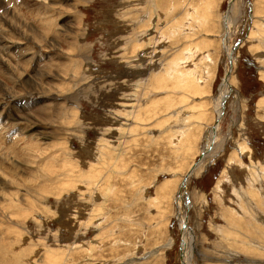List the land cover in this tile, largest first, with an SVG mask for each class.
Here are the masks:
<instances>
[{
    "label": "rangeland",
    "instance_id": "374dc122",
    "mask_svg": "<svg viewBox=\"0 0 264 264\" xmlns=\"http://www.w3.org/2000/svg\"><path fill=\"white\" fill-rule=\"evenodd\" d=\"M179 211L264 264V0H0V264H181Z\"/></svg>",
    "mask_w": 264,
    "mask_h": 264
},
{
    "label": "bare ground",
    "instance_id": "6f19581e",
    "mask_svg": "<svg viewBox=\"0 0 264 264\" xmlns=\"http://www.w3.org/2000/svg\"><path fill=\"white\" fill-rule=\"evenodd\" d=\"M228 15L229 16H231V9H230V11H229V13H228ZM15 16V15H14ZM225 25H228V23H225ZM231 25V24H230ZM13 26V25H12ZM225 46H226V49H227V53H228V57H230V54H229V48L227 47L228 45L227 44H225ZM229 85H228V83H227V79H225V82H224V84H223V86H222V88H221V97H220V99L219 100H217V103H216V109H215V112H216V114L217 115H219L218 116V121L220 120V118H221V114H222V111H223V109H224V106H223V104H222V102H223V100L225 99V95H226V90H224V88H226V87H228ZM224 103V102H223ZM225 105V104H224ZM217 128L218 127H216V131H217ZM210 134V140L211 139H213V137H214V135H215V128L213 129V130H211L210 132H209ZM211 142V141H210ZM208 147H207V149H206V152L207 151H210V146H209V144L207 145ZM205 152V151H204ZM206 152H205V154H206ZM208 154V153H207ZM211 158L212 156L211 155H205V158L204 159H206V158ZM203 158V157H202ZM204 162V161H203ZM203 162H201L200 163V165L198 166V164L196 165V166H194V168H193V170L188 174V176H187V178H189L190 176H191V174L193 173V171L196 169H198L199 167H201L202 166V164H204ZM198 166V167H197ZM197 167V168H196ZM195 170V171H196ZM194 171V172H195ZM187 178L185 179V182H184V184H183V186H182V189H181V191H183V194H185V197L188 199V197H187V195H186V186H185V183H186V181H187ZM180 200V199H179ZM180 203V202H179ZM189 207H190V203L188 202V204H187V209H189ZM180 212V214H179V220H180V222H181V228H182V233H183V249H182V262H181V264H192L191 262H192V250H193V248H192V246H193V241H192V237H191V235L189 234V230L187 229V220H186V216H183V215H181V211H179Z\"/></svg>",
    "mask_w": 264,
    "mask_h": 264
},
{
    "label": "water",
    "instance_id": "95a60500",
    "mask_svg": "<svg viewBox=\"0 0 264 264\" xmlns=\"http://www.w3.org/2000/svg\"><path fill=\"white\" fill-rule=\"evenodd\" d=\"M177 206H178V204H177Z\"/></svg>",
    "mask_w": 264,
    "mask_h": 264
}]
</instances>
